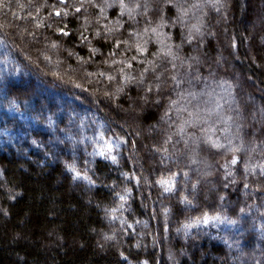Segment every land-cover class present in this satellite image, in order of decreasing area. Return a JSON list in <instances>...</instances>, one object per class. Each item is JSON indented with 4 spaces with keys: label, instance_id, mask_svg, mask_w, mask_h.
Listing matches in <instances>:
<instances>
[{
    "label": "trees",
    "instance_id": "trees-1",
    "mask_svg": "<svg viewBox=\"0 0 264 264\" xmlns=\"http://www.w3.org/2000/svg\"><path fill=\"white\" fill-rule=\"evenodd\" d=\"M260 165L264 0H0V264H264Z\"/></svg>",
    "mask_w": 264,
    "mask_h": 264
},
{
    "label": "snow or ice",
    "instance_id": "snow-or-ice-1",
    "mask_svg": "<svg viewBox=\"0 0 264 264\" xmlns=\"http://www.w3.org/2000/svg\"><path fill=\"white\" fill-rule=\"evenodd\" d=\"M209 2L211 3L212 7L216 8V10L219 11L220 0H209ZM121 7L123 8L125 6L122 4ZM136 7H139V5H137ZM192 7L193 8H199V7H201V5L200 4H194V5H192ZM77 10H79V9H77ZM184 14L186 15L187 13L185 12ZM57 15H59V12H57ZM193 27L195 28L196 26H193ZM196 30L199 31V28H196ZM61 31L63 32V29H61ZM63 34L64 35H68V33H66V32H64ZM97 35H99V33ZM189 40H191V36L189 37ZM53 47H56V45L54 44ZM140 50L143 51L144 49H140ZM92 51L95 52V49H93ZM101 75H103V73H101ZM108 78L110 80L112 79V77H108ZM124 79H125V81H127L129 78L127 76H125ZM150 90L151 89H149V91ZM117 91H120V89H117ZM190 115H192V114L190 113ZM182 131H183V126H181V132ZM209 131H214V130L213 129H209ZM100 139L104 140V146L99 148V150H98L99 155L102 156V157H105V158H110L113 163H118L117 156L113 154L114 149L116 147H118V145L120 143H123V142H126V141H124L122 137H116L115 143H113L112 141L105 140L103 131L100 132ZM208 142L213 147H216V148L222 147L221 144H219L218 142L212 140L211 137L208 138ZM230 150L235 152V151H239V148L233 147ZM236 162H237L236 158H233V160L231 161V163H233V164H235ZM259 167L261 169V172H264V165H260ZM68 168H69V170L71 172L74 173V177L75 178L88 180L90 183H94V182L90 181V178L87 176L86 173L82 174L80 171H78L76 169L75 165H68ZM175 175L176 174H173V175H171V176H169L167 178L161 177L157 181V183L163 188V190L165 192H172L174 190V188H175ZM184 175L186 177L187 173H184ZM120 199L124 200L125 197L121 196ZM184 202L186 204H191V201H189L187 199V197L184 198ZM115 211L116 210L113 209V212H115ZM113 218L115 219V216H113ZM208 219L209 218L207 216H204L203 218H197L195 221L186 224L184 227L186 229H191L192 227H196L201 221L204 222V223H207ZM217 219H219V218L217 217ZM230 223H235V221H230ZM108 238L111 239V237H108Z\"/></svg>",
    "mask_w": 264,
    "mask_h": 264
},
{
    "label": "rangeland",
    "instance_id": "rangeland-1",
    "mask_svg": "<svg viewBox=\"0 0 264 264\" xmlns=\"http://www.w3.org/2000/svg\"><path fill=\"white\" fill-rule=\"evenodd\" d=\"M210 224H213L214 226L218 227L219 229H225V230H230V229H237L236 224H230L227 221L219 220V219H208L207 223L200 222L196 227H206ZM195 228V227H192Z\"/></svg>",
    "mask_w": 264,
    "mask_h": 264
}]
</instances>
